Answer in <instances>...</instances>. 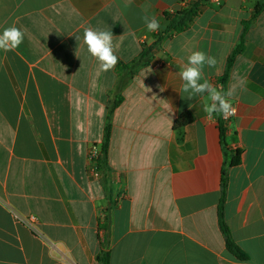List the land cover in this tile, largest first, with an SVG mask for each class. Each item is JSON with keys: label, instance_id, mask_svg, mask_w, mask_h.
I'll list each match as a JSON object with an SVG mask.
<instances>
[{"label": "crops", "instance_id": "obj_1", "mask_svg": "<svg viewBox=\"0 0 264 264\" xmlns=\"http://www.w3.org/2000/svg\"><path fill=\"white\" fill-rule=\"evenodd\" d=\"M179 10L178 0H0V34L24 33L17 49H0V264H100L103 252L109 264H264V0L202 3L183 33L170 28ZM146 14L159 30H147ZM89 26L112 31L114 69L102 72L88 53ZM155 43L108 120L119 64ZM198 50L216 60L200 82L233 91L227 146L241 163L224 220L247 261L228 251L220 227L221 115L209 119L207 94L188 99L178 75ZM185 112L193 123L179 128ZM108 121L107 168L96 178L88 156ZM16 216H35L36 230Z\"/></svg>", "mask_w": 264, "mask_h": 264}, {"label": "trees", "instance_id": "obj_2", "mask_svg": "<svg viewBox=\"0 0 264 264\" xmlns=\"http://www.w3.org/2000/svg\"><path fill=\"white\" fill-rule=\"evenodd\" d=\"M210 0H197L190 8L179 12L176 16H174L170 20V28L175 31L176 33H183L188 28L190 23L195 19L198 14V9L202 3L208 2ZM262 11L261 7H257L254 13V18L257 17ZM247 24H245V29L247 30ZM244 37H242L240 44L237 46L235 51L233 52L232 56L228 59L226 70L223 76L220 78V83L223 86V89L228 84L231 71L235 62V59L238 55H241L245 50V41ZM158 43L154 45L147 46L143 45V51L141 56L132 62L131 64H119L118 71L120 74V83L117 87V93L114 97V100L111 102L108 108V120H110L111 115L113 114L114 110L120 106L123 101L122 91L128 85V83L133 79L135 74L142 69L150 65L151 60L154 57L155 49L157 48ZM193 115L190 112L183 113L179 120L176 122V125L181 128L188 126L193 123ZM111 124L108 121L107 126L105 128V135L104 141L100 148V156L98 158V168L102 172L107 168V159H108V152L110 146V139H111ZM220 137L221 143L224 149V163L222 167V179H221V189H222V197L219 206V220H220V227L225 235L226 238V245L228 251L235 256L238 260L247 261V255L236 245L233 241L231 232L224 220V205L226 202V195L229 183V174L230 170L234 167H237L241 163V152L240 151H233L228 148L227 146V128L222 123L220 119ZM100 264H109V254L103 252L100 254L99 258Z\"/></svg>", "mask_w": 264, "mask_h": 264}, {"label": "clouds", "instance_id": "obj_3", "mask_svg": "<svg viewBox=\"0 0 264 264\" xmlns=\"http://www.w3.org/2000/svg\"><path fill=\"white\" fill-rule=\"evenodd\" d=\"M148 31L155 32L160 28V22L155 16L144 15L142 17ZM24 33L14 25L6 28L0 34V49L14 51L23 42ZM78 40L79 37H76ZM83 43L87 47L88 53L98 61L102 72L114 69L118 63V56L115 54L112 31L85 27L83 32ZM216 64L214 57L207 55L203 51H194L187 58V63L179 66L178 75L183 81L182 91L188 94V99L197 95L207 94L210 104H206L204 111L208 118L213 115H221L224 119L236 115V108L227 99L233 95L229 90L227 94L217 90L207 80L201 83L203 68L205 65L212 67ZM162 91V90H161Z\"/></svg>", "mask_w": 264, "mask_h": 264}, {"label": "built area", "instance_id": "obj_4", "mask_svg": "<svg viewBox=\"0 0 264 264\" xmlns=\"http://www.w3.org/2000/svg\"><path fill=\"white\" fill-rule=\"evenodd\" d=\"M197 0H178L180 5V10L178 12H174V16L177 15L179 12L186 10L190 8ZM235 116V115H234ZM234 116H230L228 119H224L223 116H221V120L226 128H228L231 124L232 119ZM100 156V148L98 146H92L89 152V171L92 173L93 176L96 178L102 177V172L98 168V158ZM16 219L29 228L32 231L36 230V222L37 218L35 216H30L27 218H23L20 216H16Z\"/></svg>", "mask_w": 264, "mask_h": 264}]
</instances>
